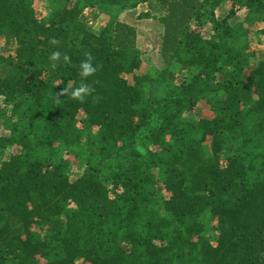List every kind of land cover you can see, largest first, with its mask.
<instances>
[{"label": "trees", "instance_id": "1", "mask_svg": "<svg viewBox=\"0 0 264 264\" xmlns=\"http://www.w3.org/2000/svg\"><path fill=\"white\" fill-rule=\"evenodd\" d=\"M141 5L155 74L121 19ZM256 37L264 0H0V264H264Z\"/></svg>", "mask_w": 264, "mask_h": 264}, {"label": "rangeland", "instance_id": "2", "mask_svg": "<svg viewBox=\"0 0 264 264\" xmlns=\"http://www.w3.org/2000/svg\"><path fill=\"white\" fill-rule=\"evenodd\" d=\"M227 11V8H223L221 10H218L216 12L217 18H223L224 13ZM86 17L87 20L90 23V26L93 27L96 31L101 27V25L105 22V17L103 15H99L98 10L88 9L86 10ZM145 13H150V18L144 17L146 15ZM98 15V18L96 21L93 20L94 15ZM163 12L157 10L155 13L151 12L147 5H141L135 10H132L130 12H125L121 19L128 22L129 24H133L137 28V46L142 51V60H143V71H149L153 74L157 72V70H160L163 68L162 60L159 53V46L161 42V36L163 32V28L159 23L158 17L162 16ZM244 15L243 13L238 14L237 18L232 21L234 24L236 21L243 20ZM211 25L207 27L209 30ZM263 27L262 21H256V23H253L254 32L258 33ZM256 37L253 43V50L256 52V54L260 55L261 57H264V44L262 42V38ZM3 49V48H0ZM1 51V50H0ZM1 53V52H0ZM176 68H174L175 70ZM52 74V73H48ZM129 80H132L131 77ZM209 110L207 109L206 105L204 103L198 105L197 110L190 116H188V119H194L196 121L201 120L202 118L210 117L208 115ZM94 138L96 136L94 135ZM8 156V154L6 155ZM77 174L73 176V179H75ZM208 219L210 218V215H206ZM44 233L41 234V237H43ZM204 235H212L214 237H217V232L213 230H209L208 232L204 233ZM78 264H83L81 261H78Z\"/></svg>", "mask_w": 264, "mask_h": 264}, {"label": "clouds", "instance_id": "3", "mask_svg": "<svg viewBox=\"0 0 264 264\" xmlns=\"http://www.w3.org/2000/svg\"><path fill=\"white\" fill-rule=\"evenodd\" d=\"M53 43H55V41H53ZM60 55H61V53L56 51V52L52 53L50 58L55 61V60L59 59ZM64 60L68 61L69 57L67 55H65L64 56ZM95 72H96V68L91 63V59L90 58L88 60H85V61L81 62L80 75L82 77L91 76ZM63 91H64V93H70L71 97L74 98V99L83 100L85 98V96L88 95L92 91V89L89 86H87L86 84H81L80 87L75 88V89H73L71 87V85H69Z\"/></svg>", "mask_w": 264, "mask_h": 264}]
</instances>
